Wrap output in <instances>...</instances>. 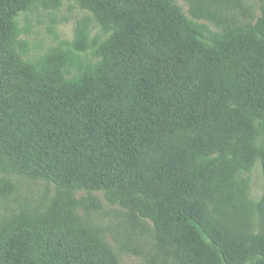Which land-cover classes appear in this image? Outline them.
<instances>
[{
    "label": "trees",
    "instance_id": "1",
    "mask_svg": "<svg viewBox=\"0 0 264 264\" xmlns=\"http://www.w3.org/2000/svg\"><path fill=\"white\" fill-rule=\"evenodd\" d=\"M40 1L0 0V201L16 177L58 194L0 222V264H122L78 191L150 219L174 264H264V232L216 222L242 205L241 174H264V1L254 24L211 32L175 0H82L107 37L33 61L18 18Z\"/></svg>",
    "mask_w": 264,
    "mask_h": 264
},
{
    "label": "rangeland",
    "instance_id": "2",
    "mask_svg": "<svg viewBox=\"0 0 264 264\" xmlns=\"http://www.w3.org/2000/svg\"><path fill=\"white\" fill-rule=\"evenodd\" d=\"M175 3L189 18L205 24L211 32L246 27L254 24L262 14V0H175ZM18 27V50L33 61L57 53L81 36L91 43L108 35L97 15L82 0H41L19 16ZM92 59L98 60L95 56ZM241 176L248 180L242 205L237 206V201L228 203L229 215L217 218L216 222L235 234L262 233L264 217L255 209L264 194L261 163L258 161L251 172H243ZM14 180L15 189L9 200L0 201L1 223L13 212L18 213L22 206L31 207L32 212H45L58 194L54 185L45 180L24 177ZM94 195L97 200L85 205L84 201L91 200L92 195L78 191L74 211L82 222L104 233L105 241L122 264L176 263L172 251L158 244L150 219L111 204L102 193Z\"/></svg>",
    "mask_w": 264,
    "mask_h": 264
}]
</instances>
